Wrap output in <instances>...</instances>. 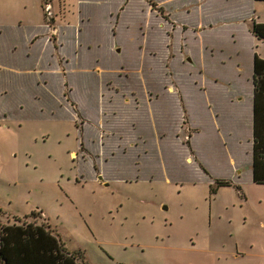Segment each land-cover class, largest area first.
Returning a JSON list of instances; mask_svg holds the SVG:
<instances>
[{"label":"rangeland","instance_id":"rangeland-1","mask_svg":"<svg viewBox=\"0 0 264 264\" xmlns=\"http://www.w3.org/2000/svg\"><path fill=\"white\" fill-rule=\"evenodd\" d=\"M186 1L0 0V224L46 223L88 264H264L227 87L250 88L264 1Z\"/></svg>","mask_w":264,"mask_h":264},{"label":"trees","instance_id":"trees-1","mask_svg":"<svg viewBox=\"0 0 264 264\" xmlns=\"http://www.w3.org/2000/svg\"><path fill=\"white\" fill-rule=\"evenodd\" d=\"M251 32L256 38L264 40V23L253 22ZM252 84L251 180L264 184V58H259L255 53ZM230 184L227 180H219L215 186ZM15 221L0 224V264H88L79 250L66 248L48 224L18 218Z\"/></svg>","mask_w":264,"mask_h":264},{"label":"crops","instance_id":"crops-1","mask_svg":"<svg viewBox=\"0 0 264 264\" xmlns=\"http://www.w3.org/2000/svg\"><path fill=\"white\" fill-rule=\"evenodd\" d=\"M179 1L180 0H157V2L156 3H158V5H161V6H163L166 2H169V3H179ZM254 1V0H253ZM257 1H264V0H257ZM186 2H188V3H190V5H189V7H192V8H194V7H196V8H198V9H203L204 7H203V0H187ZM210 2V0H208L206 3H209ZM254 2H256V1H254ZM205 3V4H206ZM209 4H211V3H209ZM163 8V7H162ZM257 23H259V21H257ZM249 36H251V39H252V41H253V44L254 43H258L259 45H264V40L263 39H258V38H256L253 34H252V32L250 33V35ZM253 53H255L259 58H264V54H258L255 50L253 51ZM254 55V54H253ZM252 61H253V58H252ZM238 66V65H237ZM251 77H252V74H251ZM227 87H230L233 91H234V98H235V103L236 104H243L244 102H246L247 103V105H248V124H249V127H250V134H251V139H252V122H253V111H252V105H253V84L251 83L250 84V88H248L247 86H246V88L244 87V92H243V94L241 95V93H240V91H236V90H234L235 88H234V85H228ZM227 90V92L228 93H230V91H228V89H226ZM232 91V92H233ZM231 92V93H232ZM235 119H236V121L237 122H239V121H242V113H240V115L239 114H237V115H235ZM228 136H229V138L231 137V134L229 133L228 134ZM239 137V136H238ZM235 141H236V143L237 144H239L240 142H239V140H238V138H237V136L235 135ZM231 139V138H230ZM251 146H252V141H251ZM251 157V156H250ZM246 165H251V158L249 159V162H248V164H246ZM250 168H251V166H250ZM237 173H239V171H237ZM243 196H244V194H243Z\"/></svg>","mask_w":264,"mask_h":264},{"label":"built area","instance_id":"built-area-1","mask_svg":"<svg viewBox=\"0 0 264 264\" xmlns=\"http://www.w3.org/2000/svg\"><path fill=\"white\" fill-rule=\"evenodd\" d=\"M46 10L49 11V5L48 4H44V11L46 12Z\"/></svg>","mask_w":264,"mask_h":264},{"label":"water","instance_id":"water-1","mask_svg":"<svg viewBox=\"0 0 264 264\" xmlns=\"http://www.w3.org/2000/svg\"><path fill=\"white\" fill-rule=\"evenodd\" d=\"M117 51H118V49H117ZM187 61H190V59H189V58H187Z\"/></svg>","mask_w":264,"mask_h":264}]
</instances>
